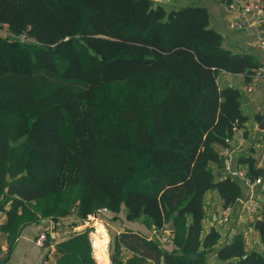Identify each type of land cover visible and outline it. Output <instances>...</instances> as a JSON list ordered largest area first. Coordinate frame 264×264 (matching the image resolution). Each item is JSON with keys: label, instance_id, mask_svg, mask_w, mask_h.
<instances>
[{"label": "trees", "instance_id": "trees-1", "mask_svg": "<svg viewBox=\"0 0 264 264\" xmlns=\"http://www.w3.org/2000/svg\"><path fill=\"white\" fill-rule=\"evenodd\" d=\"M185 1L168 10L156 0H0V231L9 248L28 224H84L107 208L109 221L125 210L155 233L114 236L112 264H211L220 235L203 236L205 196L216 191L227 207L244 194L210 167L225 169L220 149L246 121L241 91L219 77L249 83L259 65L223 48L202 0ZM238 163L251 180L264 177L253 157ZM90 231L45 247L54 244L56 264H97ZM123 249L133 257L123 261ZM218 259L264 264V250L248 252L238 234Z\"/></svg>", "mask_w": 264, "mask_h": 264}, {"label": "crops", "instance_id": "crops-1", "mask_svg": "<svg viewBox=\"0 0 264 264\" xmlns=\"http://www.w3.org/2000/svg\"><path fill=\"white\" fill-rule=\"evenodd\" d=\"M200 3L201 6L209 10L210 26L222 36L223 48L236 55L251 57L259 67H264V48L260 46V39L264 37V20L255 21V18L250 16L247 29L234 31L229 28V23L241 19V13L238 9L230 10L228 6L218 0H202ZM1 31L7 35V28L0 24ZM250 82L246 81L243 74L222 73L219 77L221 86L234 87L241 91L243 95L241 111L246 119L242 127L236 130L231 140V147L225 150L228 151V157L233 160L234 164L240 157H253L257 162V167L264 170V80L254 84L252 92L248 91ZM220 150V153L224 152V149ZM210 167L214 171L217 181L231 177L238 180L244 189L243 196L232 206L233 211L228 223H223L221 220L225 207L218 193L210 191L205 196L206 218L203 236H206L211 229H216L220 235L219 243L210 255V263L222 264L218 259V251L225 245L232 243L238 234L243 235L248 252H262L264 248L261 242V234L254 228L255 221L251 218L248 208L243 204L245 200L249 199L250 189L239 177L230 176L225 169L219 168L216 164L213 163ZM235 169L247 173L246 166L241 163H238ZM261 179L262 184L255 192V200L260 202L261 207H264V177ZM125 214L126 211L123 210L119 220L105 222L107 228L112 231L113 237L125 231H132L147 239L154 238L155 233L147 229L142 222H130L125 219ZM6 220L5 213L1 212L0 226L5 224ZM86 228L85 223L81 224L74 216H68L58 221L42 220L39 223L24 226L11 248L8 246V234L0 231V264H56L58 257L54 253V244L45 248L37 246L36 240L40 234L53 233L56 237L54 243H56L60 238L69 237L84 231ZM172 247L171 243L165 244L166 250L170 251ZM93 256L97 264H112L110 252L105 253L98 246H96ZM132 257L133 254L130 251L122 250L123 261ZM149 264L153 263L149 262Z\"/></svg>", "mask_w": 264, "mask_h": 264}, {"label": "built area", "instance_id": "built-area-1", "mask_svg": "<svg viewBox=\"0 0 264 264\" xmlns=\"http://www.w3.org/2000/svg\"><path fill=\"white\" fill-rule=\"evenodd\" d=\"M230 10L238 9L241 13V19L233 20L229 23V28L234 31H239L243 29H247L249 27V17L253 16L255 21L264 20V0H236L233 4L229 6ZM260 46L264 48V37L260 39ZM264 80V67H258L254 70L251 82L248 86V91L252 92L254 88V84ZM221 156L225 158V170L226 172L232 177H239L241 180L244 181L246 186L250 189V196L249 199L243 202L244 206L248 208V212L251 215V218L256 221L258 219H263L261 216L262 207L260 202L255 200V192L257 188L262 184V179L258 178L254 181L247 177L246 173L240 170L235 169L233 160L228 157V151L224 150L221 153ZM242 202V201H241ZM233 207L227 206L225 207L222 215V222L228 223L230 221V217L232 215ZM108 214V209L103 208L99 209L94 215H90L85 222V225L88 226L90 221H95V223H99L102 221V215ZM91 231L89 233L90 240L92 241V247L95 251L96 246L94 244V239L97 242L101 243L100 249L103 250L105 253L108 252V241L103 239V233L98 229L97 225H89L88 226ZM171 231L168 227H165L161 232V239L162 242H168V239L171 235ZM51 239L53 243L56 240V237L53 233H42L36 240V244L40 248H45V245L48 239ZM46 264V263H44Z\"/></svg>", "mask_w": 264, "mask_h": 264}, {"label": "rangeland", "instance_id": "rangeland-1", "mask_svg": "<svg viewBox=\"0 0 264 264\" xmlns=\"http://www.w3.org/2000/svg\"><path fill=\"white\" fill-rule=\"evenodd\" d=\"M156 1H163V2H166L167 4H166V7H167V9L168 10H170L171 9V6H173V7H176V8H178L179 6H182V5H184V4H186L187 2L185 1V0H156ZM209 1H211V0H209ZM199 3V5L201 4L200 2H198ZM225 10H227V8H225ZM0 35H2V36H4V37H6L7 35L5 34V32L4 31H1L0 32ZM107 217V218H106ZM108 219H109V216L106 214V215H102V221H100L99 223V225H98V223L96 222L95 223V221H90L89 222V224H88V226L89 225H97L98 226V228L104 233L103 234V239L105 240V241H107L108 240V242H109V244H108V252H110V254H111V252H112V249H111V247H112V242H113V233H112V231L111 230H109L108 228H107V226L105 225V222L106 223H108L109 221H108ZM87 226V228H89ZM91 245H92V241H91ZM92 250H93V247H92ZM93 252H95L94 250H93Z\"/></svg>", "mask_w": 264, "mask_h": 264}, {"label": "water", "instance_id": "water-1", "mask_svg": "<svg viewBox=\"0 0 264 264\" xmlns=\"http://www.w3.org/2000/svg\"><path fill=\"white\" fill-rule=\"evenodd\" d=\"M254 228L260 232V234H263L264 232V219H258L254 223ZM169 229L171 232L174 230V223L171 222L169 225Z\"/></svg>", "mask_w": 264, "mask_h": 264}, {"label": "bare ground", "instance_id": "bare-ground-1", "mask_svg": "<svg viewBox=\"0 0 264 264\" xmlns=\"http://www.w3.org/2000/svg\"><path fill=\"white\" fill-rule=\"evenodd\" d=\"M99 224H100V223H98V225H99ZM98 229H99V228H98ZM99 230H100V229H99ZM100 231H101V230H100ZM102 231H103V230H102ZM102 231H101V232H102ZM103 232H104V231H103ZM103 232H102V233H103ZM103 234H104V233H103ZM107 241H108V240H107ZM94 242H95V243H94L95 246H98V248L100 249V247H101V243H100V242H97L96 239H94ZM100 250H101V249H100Z\"/></svg>", "mask_w": 264, "mask_h": 264}]
</instances>
